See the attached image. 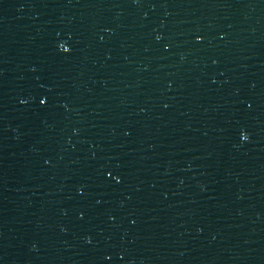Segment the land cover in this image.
I'll return each mask as SVG.
<instances>
[{"label": "snow or ice", "instance_id": "6c2138e0", "mask_svg": "<svg viewBox=\"0 0 264 264\" xmlns=\"http://www.w3.org/2000/svg\"><path fill=\"white\" fill-rule=\"evenodd\" d=\"M196 39L199 41V40H201L202 39V37L201 36H196ZM60 44H61V46L65 49V50H68V49H70V43L69 42H65L64 40H61L60 41ZM168 45H165V47H167ZM42 99V101L43 100H45L46 98L45 97H42L41 98ZM241 136L242 137H244V138H247V134L245 133V132H241ZM109 175H112L111 173H109ZM115 179L116 180H120L121 179V177L119 176V175H116L115 176Z\"/></svg>", "mask_w": 264, "mask_h": 264}]
</instances>
